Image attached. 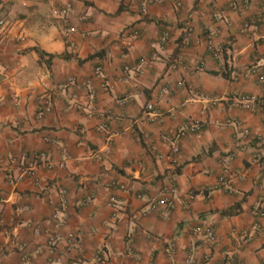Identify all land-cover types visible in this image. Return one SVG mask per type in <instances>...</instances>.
<instances>
[{
	"label": "crops",
	"instance_id": "crops-1",
	"mask_svg": "<svg viewBox=\"0 0 264 264\" xmlns=\"http://www.w3.org/2000/svg\"><path fill=\"white\" fill-rule=\"evenodd\" d=\"M145 1L0 0V264H264V0Z\"/></svg>",
	"mask_w": 264,
	"mask_h": 264
},
{
	"label": "built area",
	"instance_id": "built-area-1",
	"mask_svg": "<svg viewBox=\"0 0 264 264\" xmlns=\"http://www.w3.org/2000/svg\"><path fill=\"white\" fill-rule=\"evenodd\" d=\"M141 2V5H142V10L144 11L145 10V6H146V3L148 1H145V0H140ZM61 13L63 15H65L67 13V9H64L61 11ZM6 21L4 19H1L0 18V27H6ZM133 35H137V32L136 31H133ZM168 40V32H164L160 37H159V41L160 42H165ZM208 45H209V49L211 50V52L214 54V55H219L220 53V49L216 48L213 46L212 44V41L211 39H208ZM180 63V59L179 58H175L171 64V67H176V65L178 64L179 65ZM127 70L130 69V68H126ZM132 69H136L135 67H132ZM94 77H98V79L100 80V86L102 88H106L107 87V83L104 79V75L102 73V68L101 66H96L95 67V70H94ZM93 77V78H94ZM92 83V79H87L85 81H82L81 83H79L77 81V79L73 76H69L64 82H61L57 85V89L59 90H64L66 89L67 87H70V86H76V87H85V86H89L91 87ZM263 92H264V88H263ZM213 101V100H211ZM148 108L151 109L152 108V104H148ZM262 111L264 113V103L262 104ZM51 109V103H50V99L46 98L42 104V107L40 108V110L38 111V115L41 116L43 115L45 112H49ZM201 116L199 118H196V119H193V120H190V121H187V122H184L182 123L179 127H177L174 132H173V137H172V142H173V150L177 151L178 149V144H179V141L185 137L187 134H190V133H196V132H199L203 126H204V123H205V108H203L201 111ZM245 132H247V129L245 130ZM260 136H258L259 138ZM152 149H156L155 146H152ZM40 157L43 159V166L48 168V169H51L53 168L54 166H58V167H62L64 164L63 162H57V164H54V162L44 153L40 154ZM33 176L34 175V170L32 168H26L24 169L21 174H20V177H23V176ZM260 188L262 189V194L260 195V198L259 200L254 204V206L252 207V214L255 216V217H258V218H261V217H264V182L261 183L260 185ZM174 191V188L172 186H169V187H164L163 189V193H164V196L162 198H160L158 200V203L159 204H166L167 206H170L171 205V201L168 200V195L171 194L172 192ZM64 193V190L62 191ZM115 200L113 197H110L109 198V202L110 203H113ZM151 207H155V204L152 203L151 204ZM120 214L119 211H115L114 212V216L118 217ZM65 216V213L63 212V217ZM62 221V220H61ZM6 225V222L3 218H0V227H5ZM36 229H37V226H36ZM201 227H196L195 230L198 231L200 230ZM204 232H205V236L208 240H213L214 239V235H213V230L210 226H208L207 228H204ZM78 234L74 233V232H70L68 234L69 238L71 239H74ZM49 244L50 245H55L56 244V239L55 237H51L49 240ZM171 247L167 246L166 247V252L167 253H170L171 252Z\"/></svg>",
	"mask_w": 264,
	"mask_h": 264
}]
</instances>
